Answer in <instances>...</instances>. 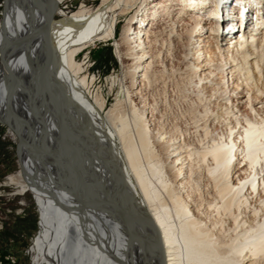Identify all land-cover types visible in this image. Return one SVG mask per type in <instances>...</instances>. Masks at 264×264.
I'll list each match as a JSON object with an SVG mask.
<instances>
[{
  "label": "bare ground",
  "instance_id": "6f19581e",
  "mask_svg": "<svg viewBox=\"0 0 264 264\" xmlns=\"http://www.w3.org/2000/svg\"><path fill=\"white\" fill-rule=\"evenodd\" d=\"M62 1L4 0L0 18V119L18 135L19 170L9 181L30 191L39 214L35 264H264V85L254 79L264 0L150 1L122 30L126 99L106 113L76 56L114 37L130 0L58 16ZM158 14L169 44L175 26L187 24L196 86L231 87V106L217 100L218 111L199 118L226 134L197 148L154 129L149 98L130 99L147 79ZM240 105L249 116L236 113Z\"/></svg>",
  "mask_w": 264,
  "mask_h": 264
},
{
  "label": "rangeland",
  "instance_id": "374dc122",
  "mask_svg": "<svg viewBox=\"0 0 264 264\" xmlns=\"http://www.w3.org/2000/svg\"><path fill=\"white\" fill-rule=\"evenodd\" d=\"M3 1L0 0V18L5 8ZM150 1L152 0H130L128 1V8L121 14H119L121 9H117L114 14L119 15L116 26H114V37L107 41H95L76 56L87 77L93 78L92 83L88 86L90 95L93 97L100 95L104 101L103 110L105 113L118 100L124 102L126 99L123 85H128L129 79L124 77L123 84L121 79L124 67L129 65L130 60L124 55L127 51V45L121 43L122 30L127 22L130 23V18L136 12H141L140 9ZM70 2L74 4L73 9L65 6ZM100 3L101 0H64L60 3L57 15L70 14L81 6H84L87 10H94ZM159 16L161 15L158 14L157 17ZM155 20L154 25L153 23L149 25L153 26L154 29L157 27L158 32L150 38V50L154 55L147 79L137 95L132 97L130 94V99L136 105H140L143 96L149 98L150 100H148L152 102L155 108L153 115L154 129L158 130L161 127V132L164 130L168 135L182 139L188 147L197 148L203 141L210 142L211 139L226 134L223 127H219L220 124L217 122H208L207 130H205L203 125L200 124L199 118L204 115L206 108L209 109L207 116H211V114L218 111L216 108L217 100L221 103L226 102V105L231 106V103L227 101L230 97L231 87L228 86L225 90L223 87L213 90L208 89V87L196 86V76L188 69L192 58L188 54V43L183 30L187 24L175 26L174 32L179 35L176 34L177 36L175 35L172 43L169 44V39L172 36L168 33L170 30L167 19L161 16L160 19ZM134 27L132 25V30ZM259 67L258 74L260 75L258 76L260 77L254 79L260 80L258 83L256 82L260 88L264 85V53L260 57ZM210 94L213 97L210 101L211 104L206 102ZM237 109L236 113H239L238 115H250L247 107L240 105ZM202 112L203 114H201ZM14 167L15 165L11 161L7 163V170ZM3 174L4 172L0 170V176ZM9 183L11 182L9 181ZM15 186L20 193L27 192L23 200L28 203L29 208L26 217L16 221V223L9 221L0 231V264H35L34 254L29 252V247L38 233V210L30 191H21L18 185L15 184ZM195 194L197 196V193ZM204 197L206 198V195ZM20 200L22 201L20 198H15L14 202Z\"/></svg>",
  "mask_w": 264,
  "mask_h": 264
},
{
  "label": "built area",
  "instance_id": "2783aa9c",
  "mask_svg": "<svg viewBox=\"0 0 264 264\" xmlns=\"http://www.w3.org/2000/svg\"><path fill=\"white\" fill-rule=\"evenodd\" d=\"M70 9L74 8L73 2L65 4ZM68 8V9H69ZM18 135L10 125L0 119V170L4 172L0 176V231L4 225L12 221L23 219L27 216L28 203L23 200L27 192L20 193L15 184L9 183L10 175L19 170L18 163ZM11 161L15 167L7 170V163ZM20 198L22 201H15Z\"/></svg>",
  "mask_w": 264,
  "mask_h": 264
},
{
  "label": "water",
  "instance_id": "95a60500",
  "mask_svg": "<svg viewBox=\"0 0 264 264\" xmlns=\"http://www.w3.org/2000/svg\"><path fill=\"white\" fill-rule=\"evenodd\" d=\"M48 24H49V20H48V22L46 23V25L43 27V29H42V33H41V37H43V39H44V36L46 37V35H47V30H48ZM31 56H32V54H31ZM32 58V57H31ZM30 65H31V68L32 69H34V70H36L37 68H36V65H35V62L32 60V59H30ZM42 78L44 79V80H47V81H51L52 83H54V81H53V78L52 77H50L48 74H46V73H42ZM62 102V101H61ZM62 107H63V104L61 103V106H60V109L58 110V113H56V123H57V125H58V127L60 128V124H61V115H62ZM5 123H7L8 125H10L11 126V124H9L7 121H5ZM12 127V126H11ZM13 128V127H12ZM77 164V166H78V168L80 169V164H79V162H77L76 163ZM101 200L102 201H106V199H103V198H101ZM108 202H109V205L112 207V208H114V209H116L117 210V207L112 203V201L111 200H107ZM161 260H162V264H164V258L162 257L161 258Z\"/></svg>",
  "mask_w": 264,
  "mask_h": 264
}]
</instances>
